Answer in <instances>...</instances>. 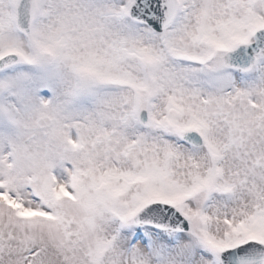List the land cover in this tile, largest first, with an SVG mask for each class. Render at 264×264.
I'll return each instance as SVG.
<instances>
[{"label":"snow or ice","instance_id":"obj_1","mask_svg":"<svg viewBox=\"0 0 264 264\" xmlns=\"http://www.w3.org/2000/svg\"><path fill=\"white\" fill-rule=\"evenodd\" d=\"M0 264H264V0H0Z\"/></svg>","mask_w":264,"mask_h":264}]
</instances>
